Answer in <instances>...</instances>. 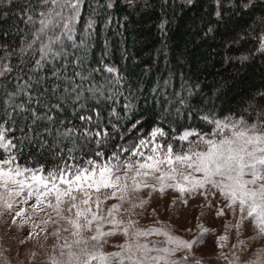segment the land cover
Listing matches in <instances>:
<instances>
[{
	"label": "snow or ice",
	"instance_id": "6c2138e0",
	"mask_svg": "<svg viewBox=\"0 0 264 264\" xmlns=\"http://www.w3.org/2000/svg\"><path fill=\"white\" fill-rule=\"evenodd\" d=\"M83 3L0 0V27L18 17L24 27L17 25V32L26 33L16 46L3 41L7 30L0 33L2 214L10 217L13 225L18 221L21 228L31 224L45 239L51 236L57 241L52 252L58 248L59 255L49 256L47 264H208L193 253L213 230L197 223L198 235L186 240L174 234L168 223L139 224L148 199L137 194L150 189V198L152 193L158 191L163 196L171 189L179 193L170 206L173 209L202 196V207H214L217 219L231 213L233 220L225 222L223 234L216 239L218 259L226 264H264V248L254 252V258H243L249 241L241 239L248 225L254 226L257 238L264 239V90H257L245 109L255 112L253 121L244 116L221 118L201 113L200 120L210 126L207 130L188 126L166 131L160 125L144 133L139 119L121 128L117 110L110 108L107 119L104 111L116 103L119 89L115 86L123 78L103 59L98 62L102 67L89 64L85 49L94 21L89 19L79 35L76 28ZM214 3L213 18L202 17L203 24L194 37L212 34L225 11L231 10L233 16L249 20L230 43L255 44L248 56L238 59L248 61L255 53L264 56V0ZM5 4L17 10L15 16L10 17L13 8L6 9ZM128 5L136 6V0H128ZM194 5L195 0L160 3L164 15L172 9L173 17ZM145 6H150L147 0ZM168 23L164 19L157 27L166 33ZM225 59L232 61L228 56ZM102 73L108 74L104 82L98 79ZM131 107L125 104V115ZM132 133L136 138L127 143ZM112 140L124 143L111 144ZM37 142L40 147L54 144L62 158L67 149V160L52 169L22 166L18 162L22 145ZM85 147L92 155L78 160L75 153ZM108 148L113 149L110 155ZM110 200L117 202L104 207ZM233 231L236 243L225 253ZM39 232H29L27 238ZM114 235H123L124 243L115 246L117 251L105 252L107 238ZM153 236L162 239H150Z\"/></svg>",
	"mask_w": 264,
	"mask_h": 264
},
{
	"label": "trees",
	"instance_id": "16d2710c",
	"mask_svg": "<svg viewBox=\"0 0 264 264\" xmlns=\"http://www.w3.org/2000/svg\"><path fill=\"white\" fill-rule=\"evenodd\" d=\"M109 3L111 8L107 7ZM147 3L150 6H145V0H136V6H129L128 0H84L81 6V19L76 24L78 35L89 19L94 21L85 49L89 64L102 67L98 62L103 59L123 78L121 84L115 86L119 89L114 97L116 103L105 109V118L114 107L120 114L121 128L139 119L144 133L160 125L166 131L188 126L207 130L210 126L199 118L201 113H209L205 110L206 105L212 106V114L217 117L244 116L249 121L255 120V112L245 109L253 94L264 90V56L255 53L248 61L241 62L238 57L248 56L255 47L254 42L230 43L244 31L249 17H236L227 10L212 34L196 38L193 34L202 26L201 18H213L214 0H195L193 7H184L175 17L172 9H167V16L164 15L161 0H147ZM4 7L13 8L10 17L16 15L17 10L12 5L5 4ZM164 19L169 21L166 33L157 27ZM17 25L24 27L18 17L16 21L10 18L9 24L0 27V33L8 31L3 37L8 45H18L21 36L26 35L17 32ZM226 56L232 58L231 63L226 61ZM107 75H99L100 82H104ZM125 104L132 106L127 115ZM174 110H179L180 120L170 122L169 116ZM14 135L19 136V133ZM135 138L136 133H132L127 143ZM110 143L124 141L112 140ZM106 151L110 155L113 149ZM58 152L54 144L40 147L38 142L25 143L18 162L22 166L52 169L68 158L67 149L63 158ZM75 155L79 160L92 152L85 147L83 152L77 151Z\"/></svg>",
	"mask_w": 264,
	"mask_h": 264
},
{
	"label": "rangeland",
	"instance_id": "374dc122",
	"mask_svg": "<svg viewBox=\"0 0 264 264\" xmlns=\"http://www.w3.org/2000/svg\"><path fill=\"white\" fill-rule=\"evenodd\" d=\"M205 110L209 113L214 112L211 105H206ZM165 112H167V110H165ZM169 119H171L170 122L179 121L180 116L178 115V111H172ZM149 192L150 189H144L137 194L140 198L148 199V204L139 219L141 227L154 224L156 220H159L170 224L174 234L180 235L186 240H192L198 235L196 231L197 223L202 224L204 227L213 231L202 244L194 249V258L202 259L208 262V264H226L225 261L218 259L220 249L216 246V239L219 235L223 234L225 222L233 220L231 213L217 219L214 207H202L205 204L202 196L188 199L187 206L181 203L173 209L170 206L172 205L173 199L179 197L178 192L167 189L163 196H161L157 191L152 193L150 198ZM116 202L115 200H110L104 207H108ZM216 203L222 204V201H213L214 205ZM124 207H128V205L125 204ZM153 209H155V215H152ZM137 211H139V209ZM201 212L204 213L203 216H201ZM2 213L3 209L0 208V264H47L49 256L59 255L58 248L55 253L52 252V246L57 243L54 238L49 236L45 239L44 233L39 232L38 229H33L31 224H25L24 227L21 228L19 226L20 222L18 221L17 225H13L11 218L4 216ZM186 229H191L192 231H185ZM51 230L52 226H49V231ZM29 232H39V235H34L32 239H28ZM61 235L65 236L68 234L61 233ZM150 239L159 240L162 238L153 236ZM241 239L249 241L247 251L243 253L244 259L254 258L252 254L264 248V239L255 236L253 225H248V227L244 229ZM20 241H23V243ZM124 241L125 237L123 235L108 237L103 250L105 252L117 251L118 248L115 246L123 244ZM234 243H236V235L233 231L229 236L228 247H225L223 251L228 253L229 248ZM33 253H35L34 256L32 255Z\"/></svg>",
	"mask_w": 264,
	"mask_h": 264
}]
</instances>
